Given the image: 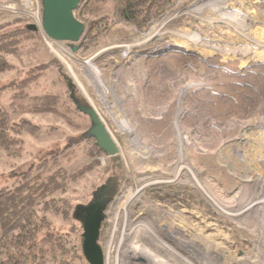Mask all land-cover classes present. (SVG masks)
Listing matches in <instances>:
<instances>
[{
    "label": "rangeland",
    "instance_id": "rangeland-1",
    "mask_svg": "<svg viewBox=\"0 0 264 264\" xmlns=\"http://www.w3.org/2000/svg\"><path fill=\"white\" fill-rule=\"evenodd\" d=\"M36 7L41 9L40 0H0V26L19 18L38 24ZM190 8L196 13L171 20L170 31L149 39L160 35L172 12ZM40 33V49L14 58L18 67L0 73V101L10 100L4 87L53 59L57 66L45 69L33 91L70 89L87 114L69 112L72 122L52 113L25 114L39 134L22 135L20 154L0 148V188L11 187L23 170L62 150L70 137L104 131L117 150L101 156V165L72 185L68 196L77 217L71 223L52 217L57 228L73 226L82 234L94 191L107 183L110 202L106 209L96 202L94 209L104 258L119 249L116 264H178L138 224L147 222L202 264H264V206L257 208L264 198V0H177L145 31L120 18L103 42L83 55L73 50L78 42ZM91 160L80 146L62 164L77 171ZM151 178L157 181L134 193ZM175 186L196 190L203 204L152 194ZM128 194L116 220V208ZM127 228L139 231L137 239L123 235ZM133 242L139 247L128 249Z\"/></svg>",
    "mask_w": 264,
    "mask_h": 264
},
{
    "label": "trees",
    "instance_id": "trees-1",
    "mask_svg": "<svg viewBox=\"0 0 264 264\" xmlns=\"http://www.w3.org/2000/svg\"><path fill=\"white\" fill-rule=\"evenodd\" d=\"M176 1L80 0L74 10L76 18L84 23V31L77 43L78 52L83 55L96 49L111 24L120 18L145 31ZM30 24L19 18L0 26V73L18 67L14 58L20 59L40 49L41 33L30 28ZM56 66L53 59L41 62L34 67L36 72L3 88L10 91V100L8 104L0 101V148L8 153L20 154L24 133L39 134L40 127L26 117L28 112L52 113L63 116L68 122H72L67 115L69 112L84 113L74 102L70 89L64 92L66 98L63 93L52 90L33 91L45 69ZM80 146L92 160L77 171H70L63 166L62 159L71 160ZM105 154L96 138L86 130L77 137H70L62 150L51 152L19 173L11 187L0 188V264H90L83 251V232H75L73 226L68 231L61 230L52 217L66 223L77 217L68 194L74 190L72 185L76 181L101 165L100 157ZM111 158L112 162L116 159ZM109 189L107 183L98 186L94 191L97 195L93 194L91 201L99 202L106 209L111 198ZM153 192L154 197L160 199L203 204L201 195L187 186L154 189Z\"/></svg>",
    "mask_w": 264,
    "mask_h": 264
},
{
    "label": "water",
    "instance_id": "water-1",
    "mask_svg": "<svg viewBox=\"0 0 264 264\" xmlns=\"http://www.w3.org/2000/svg\"><path fill=\"white\" fill-rule=\"evenodd\" d=\"M41 2V26L31 23L29 27L41 31L53 40L78 42L84 31V23L76 18L74 10L77 8L80 0H41ZM77 49V45L73 47L74 51H77ZM79 109L87 114V111L85 112L80 107ZM92 135L106 153L113 155L116 152L117 149L114 142L110 140L104 131L103 133H94ZM90 205V213H87L82 220L83 251L90 264H105L104 251L98 243L99 226L94 224V218L97 216L94 209L97 210V203L91 201Z\"/></svg>",
    "mask_w": 264,
    "mask_h": 264
},
{
    "label": "bare ground",
    "instance_id": "bare-ground-1",
    "mask_svg": "<svg viewBox=\"0 0 264 264\" xmlns=\"http://www.w3.org/2000/svg\"><path fill=\"white\" fill-rule=\"evenodd\" d=\"M187 5V4H186ZM181 7V6H180ZM35 12H36V15H38V14H40V16H41V20H42V7H41V10H39L38 9V7H36L35 8ZM192 13H196V11L193 9V8H190V10H187V11H185L184 9H181V10H179V9H177L175 12H172V14H170L169 16H168V18H166V20L163 22V24H162V26L160 27V31H162V32H160V35L159 34H157V33H155L156 35H152V37L150 36V38L149 39H151V38H159V36H163L164 34H166V32L168 31V29H169V26L168 25H170L169 24V22L172 20V22L173 21H176L178 18H181L183 15H185V14H192ZM200 14V13H199ZM210 18V17H209ZM209 20V19H208ZM217 20V19H216ZM182 21V20H181ZM219 21V20H218ZM36 23V22H35ZM211 23V22H210ZM218 23V22H217ZM37 24V23H36ZM38 26H41V22H40V20L38 21V24H37ZM238 29V28H237ZM167 30V31H166ZM173 30V29H172ZM175 30V29H174ZM179 31H180V29H178ZM159 31V30H158ZM169 31H170V29H169ZM175 33V32H174ZM197 33H198V31H197ZM197 33L196 34H194V35H197ZM180 35L179 33H175V35ZM199 34V33H198ZM170 35V34H169ZM175 35H173V36H175ZM190 36V35H189ZM193 36V35H192ZM191 36V37H192ZM172 37V36H171ZM188 37V36H187ZM195 38V40H196V37H194ZM185 39V38H184ZM193 39V38H192ZM199 39V38H198ZM210 40V39H209ZM185 41V40H184ZM201 41H203V39H202V37H201ZM197 42H199V41H197ZM195 43V42H194ZM211 43V42H210ZM199 45H200V43H199ZM210 45H212V44H210ZM214 45V44H213ZM208 46V45H207ZM214 48H216V49H220V50H222V47L221 46H218V45H214L213 46ZM178 141L179 142H181V140L179 139L180 138V134L178 135ZM182 146H183V144H182ZM181 149V148H180ZM184 149V148H183ZM180 163H182V159H180V161H179V164H178V166H177V174L179 173V171H180V169H181V167H182V165H180ZM192 176V175H191ZM195 177V176H194ZM192 179V178H191ZM190 180V179H189ZM157 181V179H155L154 180V178H151V180H149L147 183H144V184H142V185H140L139 187H137L136 189H135V194L136 193H138V192H141L142 191V189L144 188V186H146V185H149V184H151L152 182H156ZM192 182V181H191ZM197 183V182H196ZM133 194V193H132ZM127 195H125V196H123V197H126ZM131 196V195H130ZM138 196V195H137ZM129 197V194H128V196H127V200H126V202H125V200H123L122 202H120L119 203V205L117 206V212L115 213V219L117 220V214H121V213H119L120 212V210H124L125 208H126V206H127V203L129 202V200H130V197ZM239 206V205H238ZM263 206H264V198H260L259 200H258V204H257V208L258 209H263ZM231 207H234V208H232V209H230L231 210V212L232 211H236L237 212V207H235V206H231ZM115 211V210H114ZM238 215H239V213H238ZM125 218H127V215L125 216ZM120 220V219H119ZM125 223V222H124ZM128 223V222H127ZM126 224V223H125ZM138 224H140V225H144L145 227H147V230H148V232L152 235V237H154V239L157 241V242H159V244L161 245V246H163V247H165V249H167L168 250V252L169 251H171L176 257H177V260H175V259H173L172 261H174V263H175V261L177 262V261H179L178 262V264L180 263V262H183V263H185V264H202L201 262H199L198 260H196L195 258H193L189 253H190V251H188L189 253H187V254H189V255H187V254H184V253H182V252H180V248H179V245L177 244V247L176 246H174V245H172L171 243H168V241H166V240H164L163 238H162V236H161V234L160 233H158L157 232V230L156 229H154L153 228V226L151 225V224H149V223H147V222H140V223H138ZM117 225V224H116ZM134 225V224H133ZM138 227V226H137ZM116 230V229H115ZM139 231H137L136 230V228H127V231L125 232L124 230H123V235H126L127 234V236L129 237H135L136 239H137V234L136 233H138ZM113 233V232H112ZM115 234V233H114ZM139 234V233H138ZM142 234V233H141ZM132 235V236H131ZM143 235V234H142ZM112 236V235H111ZM113 237L114 236H112L111 237V239H110V243H113ZM123 240V239H122ZM138 243H139V241H137ZM138 243H136V242H133L129 247H127L128 249H131V250H136V248H138L139 247V244ZM110 247H112V245H110ZM119 247V246H118ZM146 247V246H145ZM113 248V247H112ZM116 254V255H115ZM195 254V253H194ZM117 255H118V257H119V255H120V252H119V249H117V251L115 252H113V255L111 256V253L110 252H108V255H107V257L105 258V264H106V262L108 263H110V262H112V264H116V257H117ZM168 264H170L169 262H168Z\"/></svg>",
    "mask_w": 264,
    "mask_h": 264
},
{
    "label": "built area",
    "instance_id": "built-area-1",
    "mask_svg": "<svg viewBox=\"0 0 264 264\" xmlns=\"http://www.w3.org/2000/svg\"><path fill=\"white\" fill-rule=\"evenodd\" d=\"M37 16H38V21L40 20V22H41V16H40V14H38Z\"/></svg>",
    "mask_w": 264,
    "mask_h": 264
}]
</instances>
